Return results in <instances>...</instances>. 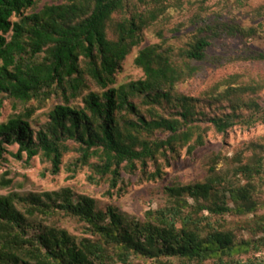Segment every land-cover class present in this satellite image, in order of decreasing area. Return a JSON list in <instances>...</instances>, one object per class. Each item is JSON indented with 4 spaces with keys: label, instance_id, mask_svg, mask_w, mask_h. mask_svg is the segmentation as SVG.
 <instances>
[{
    "label": "trees",
    "instance_id": "trees-1",
    "mask_svg": "<svg viewBox=\"0 0 264 264\" xmlns=\"http://www.w3.org/2000/svg\"><path fill=\"white\" fill-rule=\"evenodd\" d=\"M38 1L0 0V116L5 99L24 104L23 111L0 123V161L17 144L19 159L40 156L57 175L74 144L80 155L67 167L71 176L89 165L91 182L106 181L120 191L123 171L140 168L148 180L156 179L162 176L160 157L169 162L184 147L192 154L204 146V122L219 133L264 122V105L242 96L247 86L230 85L218 94L230 108L221 115L199 110L194 96L173 93L195 74L191 63L206 58L208 35L178 51L144 47L135 58L144 76L115 85L144 29L166 10V0H63L35 11ZM251 58L264 61V52ZM138 95L178 110L164 116L154 109L149 119L134 100ZM54 97L59 102L41 123L34 115ZM159 133L166 137H155ZM262 147L251 143V156L247 148L232 157L214 153L204 181L166 186L165 205L148 210L143 222L112 205L98 209L92 196L66 185L26 196L0 195V264H134L133 257L158 264H264V257L256 256L264 250V215L257 217L263 222L259 230L244 226L254 235L262 231L248 238H239L224 219L260 209L256 179L264 176ZM92 158L97 162L90 163ZM150 161L158 165L155 171L148 170ZM58 213L84 222L87 235L77 237L49 223Z\"/></svg>",
    "mask_w": 264,
    "mask_h": 264
},
{
    "label": "rangeland",
    "instance_id": "rangeland-1",
    "mask_svg": "<svg viewBox=\"0 0 264 264\" xmlns=\"http://www.w3.org/2000/svg\"><path fill=\"white\" fill-rule=\"evenodd\" d=\"M62 1L39 0L35 11L40 10L46 3ZM166 3V10L160 19L144 29L141 44L134 47L127 56L122 69L117 73L115 85L144 76L142 68L135 64L136 56L144 47L157 44L162 48L178 51L188 47L197 36L208 35L211 45L206 52V58L191 63L196 69L195 74L180 81L174 87L173 93L194 96L198 99V109L208 115H221L230 111L229 103L217 98L218 94L230 85L250 87L242 96L255 98L264 105V61L251 58L258 52H264V0H166ZM31 11L33 9L29 10ZM160 33L164 36L162 37ZM3 96L0 94V97ZM134 100L149 119L152 118L154 109L164 116L174 114L178 110L174 104L166 102L161 105L146 103L141 95ZM58 102L56 97L50 99L48 105L39 109L34 117L40 119L41 123L45 122L50 109ZM23 110L24 104L20 101L5 99L0 123ZM242 111L249 112L245 108ZM208 125L206 122L202 123L204 135L206 134L204 146L198 147L192 154L184 147L180 152L172 154L169 162H166L167 158L160 157L158 164L162 169V176L156 179L148 180L140 168L135 173L123 171L124 181L120 184L123 189L120 191L119 187L111 188L110 183L106 181L99 184L91 182L89 176L92 169L89 165L77 168L75 174L71 176L67 167L72 166L80 155L74 144H71V147L75 146V149L65 153L61 172L57 175L49 172V163L43 162L40 156L30 162H27L26 155L19 159L15 155L18 145H10L8 147L10 153L5 154V158L0 161V195L16 193L26 196L30 193L59 189L66 185L76 194L92 196L97 202L98 209L105 210L107 206L112 205L128 219L143 222L148 210L165 205L166 186L204 181L209 172L208 161L214 153L223 152L232 157L251 143H256L263 146L260 149L264 155V122H258L250 128L236 125L224 133H219ZM155 137H166V134L159 133ZM247 149L246 155L251 156L252 150ZM95 162L96 158L90 161ZM157 167L158 165L152 161L148 163V170L151 172ZM8 180H11L9 184ZM256 181L258 182L256 195L261 201L257 213L246 216L227 215L224 218L232 224L239 238L262 235V231L254 235L252 230L244 228L250 223L254 230H259L263 223L262 219L257 217L264 215V176ZM17 207L24 211L22 204L18 202ZM41 220L47 222L45 219H34L37 222ZM253 220L257 223L254 224ZM49 223H54L55 226L64 228L77 237L87 235V225L84 222L63 213L52 216ZM36 231L38 230L31 229L30 233ZM256 256L264 257V250L258 252ZM133 263L158 264L152 259L136 257H133Z\"/></svg>",
    "mask_w": 264,
    "mask_h": 264
}]
</instances>
